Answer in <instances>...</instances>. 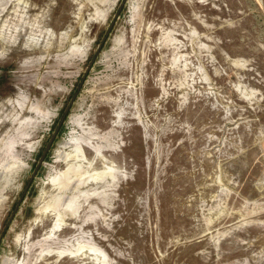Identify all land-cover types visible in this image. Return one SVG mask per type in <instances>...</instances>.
<instances>
[{
	"label": "rangeland",
	"instance_id": "374dc122",
	"mask_svg": "<svg viewBox=\"0 0 264 264\" xmlns=\"http://www.w3.org/2000/svg\"><path fill=\"white\" fill-rule=\"evenodd\" d=\"M122 1L0 0V264H264L263 20Z\"/></svg>",
	"mask_w": 264,
	"mask_h": 264
},
{
	"label": "water",
	"instance_id": "95a60500",
	"mask_svg": "<svg viewBox=\"0 0 264 264\" xmlns=\"http://www.w3.org/2000/svg\"><path fill=\"white\" fill-rule=\"evenodd\" d=\"M250 1H251V3L253 4V6L255 7V9H256V11L258 12V14L260 15V17H261V19L263 20V22H264V0H250ZM124 2H125V0L122 1V3H121V5H120L119 9L117 10V12H116V14H115V17H114L113 20L111 21V23H110V25H109V27H108L106 33H105L104 39H106V37H107L108 34L110 33V30H111V28H112V26H113V24H114L115 18L119 15V12H120V10H121V8H122ZM71 101H72V99L70 100V102H71ZM67 109H68V106H67L66 109L64 110V113L62 114V116H61V118H60V120H59V122H58L56 128L54 129V131H53V133H52L50 139L48 140L47 144L45 145V147H44V149H43V151H42V153H41V155H40V157H39V159H38V161H37V163H36L34 169L32 170V172H31V174H30V177H29V179H28V181H27V183H26L25 189L27 188V186H28L30 180H31L32 177L34 176V174H35L37 168L39 167V165H40L41 162L43 161V158H44V156H45L47 150L49 149L50 144H51V142L53 141V138H54L55 135H56V132H57V130H58V128H59V125H60L61 121L63 120V117H64V115H65ZM24 191H25V190H24ZM19 199H21V197H20ZM18 204H19V201L16 203L15 208H14L12 214L15 212V210H16Z\"/></svg>",
	"mask_w": 264,
	"mask_h": 264
},
{
	"label": "bare ground",
	"instance_id": "6f19581e",
	"mask_svg": "<svg viewBox=\"0 0 264 264\" xmlns=\"http://www.w3.org/2000/svg\"><path fill=\"white\" fill-rule=\"evenodd\" d=\"M65 157H68V156H65Z\"/></svg>",
	"mask_w": 264,
	"mask_h": 264
}]
</instances>
